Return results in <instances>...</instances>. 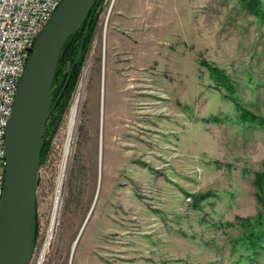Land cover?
<instances>
[{
    "label": "rangeland",
    "instance_id": "374dc122",
    "mask_svg": "<svg viewBox=\"0 0 264 264\" xmlns=\"http://www.w3.org/2000/svg\"><path fill=\"white\" fill-rule=\"evenodd\" d=\"M119 1L38 169L30 264H264V129L237 107L264 117V22L242 0H124L119 24Z\"/></svg>",
    "mask_w": 264,
    "mask_h": 264
},
{
    "label": "water",
    "instance_id": "95a60500",
    "mask_svg": "<svg viewBox=\"0 0 264 264\" xmlns=\"http://www.w3.org/2000/svg\"><path fill=\"white\" fill-rule=\"evenodd\" d=\"M96 0H62L37 37L19 84L6 134V169L0 203V264H30L33 246L35 198L30 199L29 137L31 115L39 94L49 100L40 118L43 151L46 124L52 105L51 94L59 57L66 39L82 24ZM36 184V179H35Z\"/></svg>",
    "mask_w": 264,
    "mask_h": 264
},
{
    "label": "built area",
    "instance_id": "2783aa9c",
    "mask_svg": "<svg viewBox=\"0 0 264 264\" xmlns=\"http://www.w3.org/2000/svg\"><path fill=\"white\" fill-rule=\"evenodd\" d=\"M61 2L0 0V203L5 181L6 134L19 84L37 37Z\"/></svg>",
    "mask_w": 264,
    "mask_h": 264
},
{
    "label": "trees",
    "instance_id": "16d2710c",
    "mask_svg": "<svg viewBox=\"0 0 264 264\" xmlns=\"http://www.w3.org/2000/svg\"><path fill=\"white\" fill-rule=\"evenodd\" d=\"M104 0H96L86 17L84 18L80 27L74 31L65 41L62 48L57 71L52 85V105L53 109L50 112L46 125L45 141L40 160V166L44 162L48 150L50 148L51 139L57 132L61 123L63 115L69 105L70 98L75 90L77 81L79 79L83 63L86 59L90 44L94 37L100 13L102 12ZM244 7L255 17L260 18L264 22V5L262 0H242ZM201 64L209 69L212 76L223 87H225L230 94L235 93V86L230 81L228 75L224 70L212 66L205 60ZM236 101V98H232ZM240 110V118L244 122L257 123L264 129V117L248 111L240 103H237ZM259 185L258 198L264 205V172L258 174L257 181ZM37 236V217L34 214L33 220V246ZM254 240V239H252Z\"/></svg>",
    "mask_w": 264,
    "mask_h": 264
},
{
    "label": "bare ground",
    "instance_id": "6f19581e",
    "mask_svg": "<svg viewBox=\"0 0 264 264\" xmlns=\"http://www.w3.org/2000/svg\"><path fill=\"white\" fill-rule=\"evenodd\" d=\"M90 72V62L88 63L85 71V79L84 82L86 84L87 78ZM48 93L45 91L41 92L39 94V97L37 99V102L34 106L33 113L31 115V133L29 137V148H28V160H29V169H30V199L32 201L33 195L35 196V179L37 175V164H38V152H39V147L41 144V128H40V118L42 115V112L44 110L45 105L48 102ZM72 128V126H71ZM73 133L75 134V140L74 143L69 147L70 150V161L68 163H65L62 165L60 168V176L56 182V196L58 198V202L60 204V212L58 214L57 220H56V225L54 229V242L56 240L60 220H61V213L63 210L64 206V201L66 197V192H67V185H68V177L71 169V160L73 157L74 153V148H75V142H76V137L78 133V125L74 128L71 129ZM54 200V198H53Z\"/></svg>",
    "mask_w": 264,
    "mask_h": 264
},
{
    "label": "crops",
    "instance_id": "0c3cea01",
    "mask_svg": "<svg viewBox=\"0 0 264 264\" xmlns=\"http://www.w3.org/2000/svg\"><path fill=\"white\" fill-rule=\"evenodd\" d=\"M126 1L128 2L129 0H126ZM125 3L126 2H124V0H120L119 1L118 10H117L118 12H117V15H116V18H115L116 19L115 20L116 23H119V24L127 23L128 24V22H131V18L128 15V12L130 11L129 7L131 6L130 5L131 3L130 4H125Z\"/></svg>",
    "mask_w": 264,
    "mask_h": 264
}]
</instances>
